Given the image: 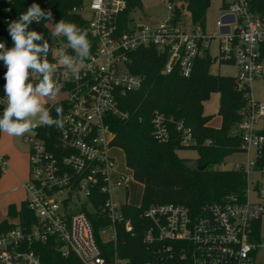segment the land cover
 <instances>
[{"label": "built area", "instance_id": "2783aa9c", "mask_svg": "<svg viewBox=\"0 0 264 264\" xmlns=\"http://www.w3.org/2000/svg\"><path fill=\"white\" fill-rule=\"evenodd\" d=\"M0 0V42L13 47L8 24L13 17ZM224 10L217 22L218 35L206 33L203 26L177 15L169 4L170 14L160 23H144L132 11L124 28L122 14L128 0H89L72 12L86 21L91 45V58L82 65L78 77L57 65L54 78L66 98L58 103L66 106L64 126L35 128L26 137L29 146L30 175L22 184L27 193V208L34 218L30 225H18L0 232V264H41L36 246L53 241L64 258L74 255L82 264H125L117 254L108 260L103 245L118 242V226L133 231L130 220L123 215L129 203L128 177L119 171L112 154L113 118H126L120 100L142 88L145 78L131 72L133 54L142 49H155L166 58L163 74L178 70L182 77L191 76L196 60L210 56L214 39H219L218 61L238 68L240 88L256 80H264V14L252 11L251 0H223ZM229 32H223V29ZM33 30L32 28H30ZM61 37L49 40L50 48L61 49ZM65 51L71 49L63 48ZM50 51V63L58 61ZM7 72L0 61V107L6 106L4 76ZM40 79L36 74L35 82ZM251 88V86H250ZM242 122L233 131L240 135L246 152L254 150L255 158L247 165L236 164L233 170L255 179L257 200L244 203H213L195 212L180 204L153 205L145 211L151 226L143 242L151 250L145 264H255L264 252L261 222L264 217V167L259 160L264 135L256 128L264 121V104L249 94ZM170 119L156 111L153 114L154 137L161 143L170 140ZM184 146L196 145L192 130L177 123ZM5 170L8 163L0 155ZM129 169V168H128ZM259 176V178H258ZM108 221L97 232L98 221ZM260 224V234L257 225ZM112 231L109 240L102 234Z\"/></svg>", "mask_w": 264, "mask_h": 264}, {"label": "trees", "instance_id": "16d2710c", "mask_svg": "<svg viewBox=\"0 0 264 264\" xmlns=\"http://www.w3.org/2000/svg\"><path fill=\"white\" fill-rule=\"evenodd\" d=\"M168 1L175 5L177 15L187 12L193 23L205 26L206 13L212 0ZM34 3L45 11L51 10L53 15L52 21L33 22L30 26L42 33L45 39L51 40L47 23L55 24L64 20L86 29L85 19L72 12L74 7L82 4V0H9L2 6L10 9L9 15L15 21ZM141 8L142 0H128L121 27L124 28L132 11ZM251 9L264 14V0H251ZM61 40L67 41L64 36H61ZM132 59L131 72L143 76L145 81L141 89L128 93L120 100V108L128 116L111 119L110 128L114 134L112 145L124 152L127 168L133 172L134 180L144 187L143 200L139 207H123V215L131 221L133 231L128 232L119 225L118 242L103 247L108 260L117 254L125 264H145L152 252L144 244L143 236L151 223L143 215L151 206L180 204L198 212L213 203L246 202L249 186L247 174L215 167L234 153L246 152L242 147L241 136L233 135V131L244 118L251 88H240L236 77L210 74V68L216 60L208 55L196 60L188 78L182 77L178 70L169 75L163 74L166 58L155 49L138 50ZM213 94L220 95L218 115L222 118V124L219 128L210 125L214 116L204 113V104ZM56 107L63 108V115L66 111L63 103L46 105L53 118H56ZM156 111L172 120L169 123L170 140L165 144L159 143L154 137L153 114ZM178 122H183L192 130L196 145L182 144L181 134L177 130ZM36 128L48 131L52 127L41 125ZM260 133L264 135V130ZM183 150L198 153L197 167H189L187 159L179 156L178 152ZM204 165L207 168L200 170L199 167ZM257 165L259 168L264 167V147ZM3 173L4 169L0 165V180ZM7 216L12 220L17 219L18 223L6 219L0 223V232L35 222L26 202L20 209L10 205ZM95 223L98 232L108 221ZM257 232L259 235L260 224L257 225ZM36 252L41 264H82L74 255L62 257L53 241L37 245Z\"/></svg>", "mask_w": 264, "mask_h": 264}, {"label": "clouds", "instance_id": "9594fccd", "mask_svg": "<svg viewBox=\"0 0 264 264\" xmlns=\"http://www.w3.org/2000/svg\"><path fill=\"white\" fill-rule=\"evenodd\" d=\"M51 10H43L39 4H32L26 12L21 13L18 20L8 24V33L12 38L13 47L0 42V61H3L7 72L4 79L6 106L0 115V133L8 136H23L31 132L38 125L62 128L64 126L63 108L56 107V118L45 107L46 99H54L60 93L59 82L54 78L57 65L73 77H78L84 62L91 58V45L86 29L75 23L61 20L58 23H47L52 41L64 36L68 48L75 50V55L63 48L57 53L50 48L48 39L30 26L33 22L52 21ZM58 55L56 63L48 60L49 52ZM36 74L40 79L35 82Z\"/></svg>", "mask_w": 264, "mask_h": 264}, {"label": "rangeland", "instance_id": "374dc122", "mask_svg": "<svg viewBox=\"0 0 264 264\" xmlns=\"http://www.w3.org/2000/svg\"><path fill=\"white\" fill-rule=\"evenodd\" d=\"M85 3H88L89 0H84ZM169 1L168 0H142V8L137 9L134 13V17L139 18L144 23H160L165 20V18L170 14L169 11ZM224 1L223 0H212L211 5L206 13V21H205V30L206 33L210 35H218L219 29L217 27V22L220 20L221 15L224 13ZM189 14L187 12H184V19L189 20ZM64 41H61V48H66L68 46V43ZM219 39H214L211 47H210V55L211 58L215 61L213 62L211 68H210V74L212 75H221L226 77H237L238 76V68L234 65H227V64H221L218 61V55H219ZM251 97L254 101H257L259 103L264 104V80H256L251 83ZM66 98L65 93H59L57 97L54 99H46L44 101V105H54L58 103L59 101H62ZM219 104H220V95L219 94H213L211 98L205 102L204 104V113L206 115L214 116L210 125L219 128L222 124V118L218 115L219 110ZM41 126V125H38ZM257 129H264V121H261L257 127ZM35 131L34 129L31 132L25 133L23 136L15 137V136H8L5 133H0V143L2 140V137H6L8 144L12 147L18 148L20 151L29 152V146L25 143L24 139L26 137H32L34 136ZM30 153V152H29ZM112 154L116 157L118 163H119V171L124 172L128 177V189L126 190V193L129 195V203L132 206L139 207L142 204L143 200V193L144 188L143 185L140 183L134 181V178L132 177V171L127 168L126 161H125V154L121 149L116 148L113 150ZM179 156L182 158L187 159V165L191 168L197 167V159H198V153L194 150H183L178 152ZM255 158V152L254 150H249L248 152H239L234 153L230 156H228L223 163L215 167V169L218 170H231L234 168L236 164L241 165H247L250 160ZM28 166L30 169V162L28 160ZM257 175H251L250 181H249V198L252 201L257 200V195L255 193L256 191V184L255 179ZM259 178V176H258ZM28 181V180H27ZM25 181V182H27ZM22 193V192H21ZM21 193H17L16 195L19 196ZM26 200H27V194ZM8 208V207H7ZM4 206L0 205V223L4 219L7 218V212L8 209ZM261 228H262V236L264 237V217L262 218L261 222ZM112 231H108L106 233H103L101 236L103 240H109L112 237ZM255 264H264V252H259L256 257Z\"/></svg>", "mask_w": 264, "mask_h": 264}, {"label": "crops", "instance_id": "0c3cea01", "mask_svg": "<svg viewBox=\"0 0 264 264\" xmlns=\"http://www.w3.org/2000/svg\"><path fill=\"white\" fill-rule=\"evenodd\" d=\"M258 130L261 132L264 129ZM29 152L20 151L18 148L10 146L8 144L7 138L2 137L0 143V155L4 156L8 163L0 180V205L4 206L5 208H9L10 205H15L18 209H20L22 204L26 202V191L22 187V184L29 180ZM17 193H21V195L19 196L18 194L17 196ZM6 219H8L10 222L18 223L17 219L12 220L8 216Z\"/></svg>", "mask_w": 264, "mask_h": 264}, {"label": "water", "instance_id": "95a60500", "mask_svg": "<svg viewBox=\"0 0 264 264\" xmlns=\"http://www.w3.org/2000/svg\"><path fill=\"white\" fill-rule=\"evenodd\" d=\"M223 32H227L228 33L229 29L228 28L223 29ZM71 54L75 55V50L71 49ZM2 110H3L2 107H0V112H2ZM206 168H207V165L199 167L200 170H205Z\"/></svg>", "mask_w": 264, "mask_h": 264}]
</instances>
